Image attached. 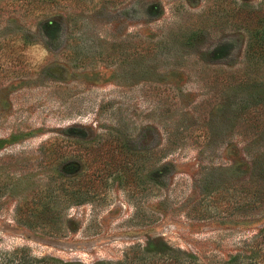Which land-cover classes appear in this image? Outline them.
<instances>
[{
	"label": "rangeland",
	"instance_id": "rangeland-1",
	"mask_svg": "<svg viewBox=\"0 0 264 264\" xmlns=\"http://www.w3.org/2000/svg\"><path fill=\"white\" fill-rule=\"evenodd\" d=\"M118 142L103 182L86 149ZM262 228L264 0H0V251L214 263Z\"/></svg>",
	"mask_w": 264,
	"mask_h": 264
},
{
	"label": "trees",
	"instance_id": "trees-1",
	"mask_svg": "<svg viewBox=\"0 0 264 264\" xmlns=\"http://www.w3.org/2000/svg\"><path fill=\"white\" fill-rule=\"evenodd\" d=\"M76 131V130H75ZM97 136V135H96ZM69 138V135H68ZM101 138V137H100ZM97 139V137L95 138ZM94 139V140H95ZM94 143V142H93ZM99 143V142H98ZM104 147V149H102ZM92 149L101 153H97L94 161L99 163L98 174L103 182L109 179H117L121 183L127 181L125 172L129 170L126 158L125 145L116 143L114 145L98 144L88 145L87 153H93ZM102 157V158H101ZM41 200L46 197H41ZM49 207V205H47ZM34 217H29L28 212ZM45 205L39 207H20L18 223L30 229L38 228L35 220L47 221L49 215L46 212ZM43 226L47 224L42 223ZM56 236L55 233H51ZM60 236V235H59ZM0 264H85L81 261H65L59 258L44 256H33L31 251L26 247H19L13 250L0 251ZM94 264H264V228L252 239L245 241L242 248L233 256H229L227 260L219 259L214 263H203L200 257L190 251L171 246L164 240L149 241L145 244H135L130 246L120 261H100Z\"/></svg>",
	"mask_w": 264,
	"mask_h": 264
}]
</instances>
